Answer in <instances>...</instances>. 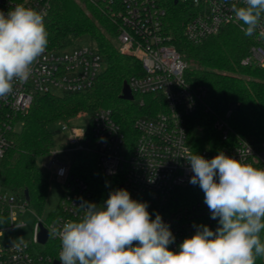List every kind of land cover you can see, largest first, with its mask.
Listing matches in <instances>:
<instances>
[{"label": "built area", "instance_id": "built-area-1", "mask_svg": "<svg viewBox=\"0 0 264 264\" xmlns=\"http://www.w3.org/2000/svg\"><path fill=\"white\" fill-rule=\"evenodd\" d=\"M117 25V47L120 53L135 56L141 63L142 73L132 75L127 84L137 98L138 106H144L145 96L151 95L150 113H144L133 121V136L127 135L113 119L109 108H98L86 126L63 125L66 132L62 148L51 150L46 164L47 173L54 176L61 186L59 201L49 220H45L33 208L36 221L30 242L0 244V264H52L59 261L61 241L57 235L63 223L82 219L83 202L100 206L106 199L93 195L86 181L71 171L76 152L93 154L95 166L105 177L116 178L121 189H126L132 199L146 202L169 225L175 241L168 247L179 251L180 244L193 236L200 225L215 231L218 218L212 219L203 201L175 206V192L184 188L193 175L185 158L198 154L211 159L223 152L257 168H264V141L253 142L237 135L226 119L215 116L211 128L219 137L196 149L192 130L198 128L192 118L205 105L206 90L192 86L184 78L186 62L169 42L164 30L166 0H94ZM184 3L189 17L183 26V36L199 43L217 34L227 25L242 29L231 11L245 6L243 0H174ZM51 0H0V11L7 13L18 4L39 12L49 10ZM46 17V16H45ZM253 43L240 60L242 65H256L264 69V15L256 31L250 35ZM101 68V58L89 45L68 49H46L34 63L26 81H15L12 92L0 98V159L12 143L15 125L22 124L21 117L29 109L37 94H66L88 90L94 84ZM58 92V93H57ZM149 105V104H148ZM229 111L226 113L228 114ZM201 128V127H200ZM199 128V129H200ZM198 131V129H197ZM212 141V140H211ZM71 154L68 163L58 161V154ZM16 201V202H15ZM28 201L23 192L0 189V235L12 228L15 210L24 212ZM47 230L44 244L38 242L40 227ZM35 245L47 246L49 251H39Z\"/></svg>", "mask_w": 264, "mask_h": 264}, {"label": "trees", "instance_id": "trees-1", "mask_svg": "<svg viewBox=\"0 0 264 264\" xmlns=\"http://www.w3.org/2000/svg\"><path fill=\"white\" fill-rule=\"evenodd\" d=\"M165 7L164 30L186 62L184 78L192 86L206 90L204 103L209 110L200 109L192 118L198 124V131L192 130L195 148L201 149L210 142L213 148L219 143L211 128L215 116L226 119L237 135L253 142L264 141V69L240 63L253 38L238 26L227 25L199 43L190 42L183 36L188 7L174 0H166ZM45 26L48 48L68 49L85 44L101 58L100 71L88 90L37 94L21 117L20 132L12 133V143L0 159V189L16 193L27 190L28 203L48 219L52 212L47 211L46 202L52 179L36 159L52 148L50 125L69 126V121L80 114L91 115L98 108H109L113 119L131 137L135 118L152 114L155 109L148 108L153 101L151 95L145 96L144 106H138L136 97L133 101L120 98L124 82L142 73L141 63L135 56L119 52L116 22L94 0H51ZM71 171L82 177L99 199H107L111 192L121 189L116 178L101 174L91 153L76 152ZM198 200H204V192L198 184H191L176 190L174 205ZM148 211L155 219V211ZM261 240L264 241V232ZM256 264H264V257L257 258Z\"/></svg>", "mask_w": 264, "mask_h": 264}, {"label": "clouds", "instance_id": "clouds-1", "mask_svg": "<svg viewBox=\"0 0 264 264\" xmlns=\"http://www.w3.org/2000/svg\"><path fill=\"white\" fill-rule=\"evenodd\" d=\"M232 6L245 35H252L264 15V0H243ZM46 12L18 4L0 11V98L15 81H26L32 66L45 53ZM185 160L199 185L212 219L213 231L200 225L179 251L160 214L152 219L146 202L131 198L126 189L111 192L100 206L83 202L82 219L67 221L57 230L60 264H256L264 257V168L218 153L211 159L190 154Z\"/></svg>", "mask_w": 264, "mask_h": 264}, {"label": "rangeland", "instance_id": "rangeland-1", "mask_svg": "<svg viewBox=\"0 0 264 264\" xmlns=\"http://www.w3.org/2000/svg\"><path fill=\"white\" fill-rule=\"evenodd\" d=\"M58 93V92H57ZM90 120V115L87 113H83L78 115L77 117L71 119L69 121V124L72 126H86ZM21 125L17 124L15 125V131L20 132ZM50 130L52 132V150H58L62 148L63 143L65 142V135L66 132L63 129L62 123H56L50 125ZM51 158L50 155H44L41 157H38L36 159L38 165L42 167L44 171H47L46 164ZM72 158L71 154H58L57 159L58 161H62L63 163H68ZM52 181L49 187L48 191V198L46 202V209L47 211H50L53 214V211L56 209L60 193H61V186L59 185L57 179L52 176ZM16 202V201H15ZM45 220V216H43ZM36 221V217L33 213L32 206L30 204L27 205V209L24 210V212H18V210H15L14 214V221L12 224V228L5 229L2 231L0 235V244L7 245L12 244L16 242H30L33 238V226ZM36 249L39 251H49L47 246L44 245H35Z\"/></svg>", "mask_w": 264, "mask_h": 264}, {"label": "water", "instance_id": "water-1", "mask_svg": "<svg viewBox=\"0 0 264 264\" xmlns=\"http://www.w3.org/2000/svg\"><path fill=\"white\" fill-rule=\"evenodd\" d=\"M120 98L124 99V100H132L133 99V95L131 93V90H130L127 82H124V84L122 86ZM23 195H24L25 199L28 200V192H27V190L23 191ZM47 235H48L47 230L44 227L41 226L40 227V232L38 234V242L41 243V244H44L46 242V240H47ZM52 264H60V262L55 260V261H53Z\"/></svg>", "mask_w": 264, "mask_h": 264}]
</instances>
